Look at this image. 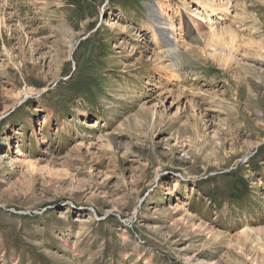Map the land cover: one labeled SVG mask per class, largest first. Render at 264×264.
<instances>
[{
    "label": "rangeland",
    "instance_id": "1",
    "mask_svg": "<svg viewBox=\"0 0 264 264\" xmlns=\"http://www.w3.org/2000/svg\"><path fill=\"white\" fill-rule=\"evenodd\" d=\"M225 1L0 0V264H264V0Z\"/></svg>",
    "mask_w": 264,
    "mask_h": 264
},
{
    "label": "bare ground",
    "instance_id": "2",
    "mask_svg": "<svg viewBox=\"0 0 264 264\" xmlns=\"http://www.w3.org/2000/svg\"><path fill=\"white\" fill-rule=\"evenodd\" d=\"M229 1L230 0H226L225 1V3H223V4H219V6H220V8H217V9H219V11H225V10H227L228 9V6H229ZM204 4L206 5V4H208V3H205L204 2ZM218 6V5H217ZM243 7V6H242ZM234 8V7H233ZM244 8V7H243ZM210 10H212V9H210ZM199 11V10H198ZM197 11V12H198ZM228 12V11H227ZM161 13H157V18H156V21H158V23L160 24V27L158 28V29H160L161 30V32L163 33V34H165V30H167V29H169L168 28V26H172V23H170V22H165V20H164V18L162 17V15H160ZM168 21V20H167ZM171 21V20H170ZM191 25H192V27L194 28V29H197V27H198V24L197 23H191ZM208 27V26H207ZM173 29V28H172ZM211 34V33H210ZM209 34V35H210ZM232 34V33H231ZM229 35H230V33H229ZM235 35V34H234ZM233 35V36H234ZM211 36V35H210ZM231 36V35H230ZM209 37V36H208ZM201 38V37H200ZM204 38V37H203ZM235 37H232V39H234ZM205 39V38H204ZM221 40V39H220ZM224 41V40H223ZM233 41V40H232ZM222 42V41H221ZM229 46V45H228ZM169 49V48H168ZM174 51V50H173ZM172 52V51H171ZM171 55H172V53H171ZM171 55H169V56H171ZM174 55H177V53L176 54H174ZM174 55H172V56H174ZM174 57H177V56H174ZM171 58V57H170ZM173 58V57H172ZM174 61V60H173ZM175 63V62H174ZM177 67V66H176Z\"/></svg>",
    "mask_w": 264,
    "mask_h": 264
}]
</instances>
